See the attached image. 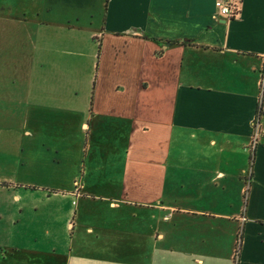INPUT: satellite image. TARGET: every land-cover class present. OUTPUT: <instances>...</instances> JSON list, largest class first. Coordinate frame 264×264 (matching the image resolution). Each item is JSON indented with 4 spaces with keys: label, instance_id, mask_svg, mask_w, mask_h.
<instances>
[{
    "label": "crops",
    "instance_id": "1",
    "mask_svg": "<svg viewBox=\"0 0 264 264\" xmlns=\"http://www.w3.org/2000/svg\"><path fill=\"white\" fill-rule=\"evenodd\" d=\"M232 1L0 4L30 48L0 72V264H264V0Z\"/></svg>",
    "mask_w": 264,
    "mask_h": 264
},
{
    "label": "rangeland",
    "instance_id": "2",
    "mask_svg": "<svg viewBox=\"0 0 264 264\" xmlns=\"http://www.w3.org/2000/svg\"><path fill=\"white\" fill-rule=\"evenodd\" d=\"M3 2H4V0H0V4L3 3ZM8 2L11 5H13L14 10L16 9L17 5L19 4L18 0H8ZM0 26H1V23H0ZM20 36H21V33H17V32L12 31V30L11 31L5 30V32L3 31L1 33V27H0V72L4 71L3 69H5V67L8 66V64H6V63L10 62V60L12 62L13 59L20 57V55H19L20 51L26 52L27 49L30 50V48H27L26 46H24V47L22 46V48H21V46L18 43V37H20ZM20 48L23 49V50H21ZM168 113H169V111H167V114ZM0 122H1V118H0ZM0 130H3L1 125H0ZM174 138H176L175 135H174ZM0 140H6V137L0 134ZM173 140H176V139H173ZM182 140H191V139H190L189 136L185 135ZM172 148H173V151H174L175 150V146H173ZM249 157H250V155H249ZM170 162L172 164H170L168 166L169 167V172H168L169 175L172 174V170H174V169L171 168V165L175 166V164H176L175 160H171ZM2 164H4V163L0 159V168H5L6 165H2ZM0 175L2 176V175H4V173L0 171ZM179 191L177 192L175 185H169L167 187V189L165 188V191H164L163 194H160L157 189L153 188L152 194H151L152 195L151 201L156 202L157 206H159V202L160 201H163L164 203H168V204H174V202L177 201V199L179 197ZM13 193H15V190L9 191L6 194V197H4V199L7 200L8 202H10L11 195ZM33 195H35V197L38 196L39 199L42 200L43 194H41V193L36 194L34 192ZM50 195H51V197L53 196V194H50ZM95 195L112 197V198H114V199H116L118 201H122V199H125V195L124 194H119V191L115 192V193L106 192L105 194H95ZM134 195L142 196V194L139 193V192L134 194ZM24 198H26V196ZM54 199H55V197H52V200H54ZM65 200H69V197H65ZM80 201L81 202H88V201H91V199L88 197V198H85V199H81ZM140 210L142 211L143 209H137V211H140ZM146 211H150L151 213H154V212H156V209H146ZM104 212L106 213V215L103 214L104 217L105 216H109L110 218H113V217L119 216L121 218H126V216H127V214H126L127 213V208H123L121 210H115V211H112V210H108L107 211V210H105ZM1 227H2V224H0V230L4 229V226L2 228ZM39 228L41 229V227H39ZM23 234L26 236V232L23 231ZM25 238L27 239V237H25ZM26 239H25V244L26 243L28 245L31 244V241L27 242ZM40 261H42L43 264H47V262H48L46 256H43L42 258L39 259V264H41ZM23 264H32V263H31L30 260L28 262V261H26V259H24Z\"/></svg>",
    "mask_w": 264,
    "mask_h": 264
},
{
    "label": "built area",
    "instance_id": "3",
    "mask_svg": "<svg viewBox=\"0 0 264 264\" xmlns=\"http://www.w3.org/2000/svg\"><path fill=\"white\" fill-rule=\"evenodd\" d=\"M215 7L219 10V12L228 17H233L236 13L235 2L232 0H216ZM261 89H264V73L261 76ZM264 115V105L262 100L260 99L258 102L257 109V117L254 119V137L253 139L256 141L260 136H264V130L259 127V117ZM255 146V145H254Z\"/></svg>",
    "mask_w": 264,
    "mask_h": 264
}]
</instances>
